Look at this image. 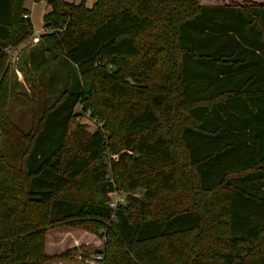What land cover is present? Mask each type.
Segmentation results:
<instances>
[{
    "label": "trees",
    "instance_id": "trees-1",
    "mask_svg": "<svg viewBox=\"0 0 264 264\" xmlns=\"http://www.w3.org/2000/svg\"><path fill=\"white\" fill-rule=\"evenodd\" d=\"M25 1L0 0V71L5 48L33 33ZM47 4L36 64L46 52L55 64L73 65L79 86L47 96L23 130L9 118L0 82V264L72 262L76 249L44 251L47 232L61 226L102 238L100 252L81 254L99 255L100 264H164L157 243L189 234L191 247L172 248L176 259L167 256V264H264V3ZM100 91L106 105L132 103L120 164L148 170L126 184L142 197L129 194L115 211L106 202L114 188L105 180L103 134L77 139L70 130L76 105ZM85 175L95 196L66 198ZM200 254L216 263L193 259Z\"/></svg>",
    "mask_w": 264,
    "mask_h": 264
},
{
    "label": "rangeland",
    "instance_id": "rangeland-1",
    "mask_svg": "<svg viewBox=\"0 0 264 264\" xmlns=\"http://www.w3.org/2000/svg\"><path fill=\"white\" fill-rule=\"evenodd\" d=\"M66 1L70 3L73 2L75 4L80 2V0ZM248 2L264 3V0H199V5L230 6L236 4L243 5ZM47 3L48 0H27L24 2L27 14L30 15L31 12L33 33L32 35L21 39L20 42L16 43V45L6 47L4 50L5 53L3 52L5 54V61L0 71V82L1 85L4 82L5 88H7V95L9 97L7 101L9 118L23 130H28L31 127V121L36 114H42L43 102L47 96H55L66 87L75 91L79 86V76L73 65L63 60L55 64L51 61L48 53L46 52H43V57H40L43 59V63H40L39 65L36 64L40 61V51L45 47L44 44L40 47L38 39L42 34L46 33V31L43 30V15L50 9ZM93 3L94 0H85V4L88 7H91ZM31 54L34 57V61H36L35 64L34 62H30ZM137 59L138 58H131L129 60L130 65L135 66ZM3 73L5 80L1 81ZM102 96L103 93L100 91L99 96L94 94L87 97L86 103L81 102L76 105L70 130L71 132L78 130L77 139H81L86 135H91L96 130L103 134V158L106 159V163H108L105 180L108 179V182L111 183L114 188L113 192L107 194L106 202L107 200H111L113 198H121L122 202H124L129 194L141 198L144 190L135 189L130 191V189L126 188V184L128 183V179L132 176L144 175L148 172V170L141 168L140 170L142 173H138L137 170H133L129 165L123 164L122 166L119 159V156L121 154H125L126 152L122 150L124 142V128L126 125L125 115L127 107L132 103H117L112 101L113 105L109 106L103 103ZM131 102H134L133 105L138 107L141 106L142 103L141 99H136ZM174 131L175 130L173 129V135L175 134ZM70 143L71 142L69 140L68 144ZM66 151L73 152L72 146L68 145ZM116 151H118V153H115ZM174 157L179 168L181 167L180 165L185 164V154L179 146H177V151L174 152ZM76 186H79L80 189L75 196H71L74 192L73 188ZM96 193V187L94 184L89 182L88 176L85 175L79 178L71 189L65 191L64 195L68 199L74 198L82 201L90 199L91 196L94 197ZM66 231L71 232L70 238H73V235L81 237L80 244L82 245L80 248L76 249V252L86 249L88 247L87 244H89L90 241L95 242L97 239L102 245L103 239L99 236L66 226L54 228L48 232L49 234H57ZM87 236L88 238H91V240H88ZM221 236L222 234L220 233L215 237H218V239L213 242L214 245H218V247L221 246ZM193 238L194 234L179 236L168 242V244H172L171 246L167 245V241L158 242L156 245L157 252L164 254L166 257L164 264H167L168 262L167 256H171L173 259H176V255L173 254L172 248H176L177 251L183 250L187 246L189 248L191 247L190 245L193 244ZM201 246L202 248H206V244H202ZM48 252L50 253V250H48ZM82 254L91 255L93 253L86 250L83 251ZM76 258L77 257H72V260L77 263H84V261H97L92 256L87 259H81L79 256L78 261ZM193 259H196L197 262L212 261L216 263L214 259L201 256V254Z\"/></svg>",
    "mask_w": 264,
    "mask_h": 264
},
{
    "label": "crops",
    "instance_id": "crops-1",
    "mask_svg": "<svg viewBox=\"0 0 264 264\" xmlns=\"http://www.w3.org/2000/svg\"><path fill=\"white\" fill-rule=\"evenodd\" d=\"M29 16L31 19V12H30ZM70 234H71V232H69V231L61 232V233H57V234H49V232H47L46 240H45V247H44L45 254L48 257H52L54 255H59V254L64 253L68 250H71V249L80 248L82 245V244H80L81 237L73 235V238H70V236H71ZM87 239L91 240V238H88V236H87ZM61 244H63V245H61ZM87 245H88V247L86 249L79 250L78 252H75L72 257L73 258L77 257L76 259L78 261L79 256L81 257V254L83 253V251L88 250L90 253H98L102 249L101 242L98 239L95 242L90 241V243ZM48 250H50V253L48 252ZM95 256H99V255H95ZM47 264H100V263L97 261H84V263H77L75 261L63 262V261H59V260H52V261H49Z\"/></svg>",
    "mask_w": 264,
    "mask_h": 264
},
{
    "label": "built area",
    "instance_id": "built-area-1",
    "mask_svg": "<svg viewBox=\"0 0 264 264\" xmlns=\"http://www.w3.org/2000/svg\"><path fill=\"white\" fill-rule=\"evenodd\" d=\"M27 17L30 18L29 15H27V14L24 15V18H27ZM121 203H123L121 198H117V199L116 198L115 199L113 198V199L109 200L108 207L111 210L115 211ZM95 259L98 261V260H101V257L100 256H97V257H95Z\"/></svg>",
    "mask_w": 264,
    "mask_h": 264
}]
</instances>
